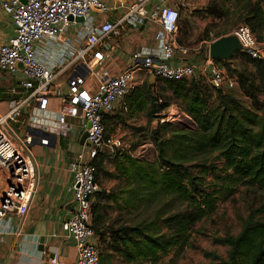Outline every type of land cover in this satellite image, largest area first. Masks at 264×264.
<instances>
[{"label":"built area","instance_id":"obj_1","mask_svg":"<svg viewBox=\"0 0 264 264\" xmlns=\"http://www.w3.org/2000/svg\"><path fill=\"white\" fill-rule=\"evenodd\" d=\"M109 2L116 3V10L120 7V0H1L14 33L0 43V72L10 74L16 81L0 87V171L5 177L0 195V223L10 212L23 217L37 189L38 160L32 148L34 143L45 144L52 138L31 129L52 133L56 138L66 131L68 119L78 120L80 134L86 131L87 137L67 163L73 178L74 205L73 214L64 225V236L72 238L77 248V257L69 264H99L91 220L92 202L100 187L91 160L100 153L112 157L130 148L122 135L106 133L104 115L112 113L139 83L136 75L139 71L158 79L178 81L192 77L195 69L188 61L189 48L178 44L175 37L180 19L178 7L163 3L161 8L147 11L145 0H138L113 20L105 17L112 11ZM77 17H83V22L75 21ZM143 18L159 24L154 34L155 48H142L133 54L135 63L120 73L100 78L94 71L95 64L100 62L95 46L108 47L111 37L126 26L142 24ZM231 33L243 51L264 60V45L246 24L238 25ZM176 57L181 58L178 64L168 63ZM212 60L207 53V78L218 85L224 76ZM19 62L23 68L17 67ZM68 68V93L61 94L54 82ZM201 70L206 72L205 68ZM90 72L96 78L94 92L86 87ZM54 97L60 99L57 110L52 109ZM24 113L27 118L20 120ZM168 117H161L160 122ZM146 145L143 143L140 150ZM50 261L58 263L56 256Z\"/></svg>","mask_w":264,"mask_h":264},{"label":"trees","instance_id":"obj_2","mask_svg":"<svg viewBox=\"0 0 264 264\" xmlns=\"http://www.w3.org/2000/svg\"><path fill=\"white\" fill-rule=\"evenodd\" d=\"M219 2H209L205 9L194 10L192 13L201 10L202 15L207 13L218 18L227 16L224 4ZM250 13L256 18V24L262 21L258 6ZM249 24L255 30L254 24ZM236 58L241 60L242 69L233 68L230 71L236 76L244 95L250 99L249 107L220 88L216 89L218 103L210 104L207 98L197 96L200 90L196 77H192L188 84L191 90L186 88V79L164 80L176 95L186 101V110L196 128L173 130L166 134L169 124L162 123L153 131L157 140L155 161L151 163L129 159L128 178L134 183L127 190L129 205L136 209L142 205L152 207L158 201L166 203L167 200L177 198L183 206L177 210L156 213L155 219L146 229L141 222L104 225L98 205L105 198L115 200V197L98 191L92 202L91 227L99 244L107 243L127 260L137 262L138 259H152L154 263L171 248L184 247L192 226L215 208V191H209L203 183L204 175L216 168L211 163L207 164L208 157L213 153H217V159H221L228 178L234 179L235 183L264 190V60L252 57L245 51H238L230 60L215 61H220L229 69L230 63ZM155 84L147 81V93L143 95L150 103V114L160 112L166 105V102H158L150 94ZM130 92L124 100L129 107L135 104L138 106L143 93L137 88ZM108 115L103 117L104 127ZM119 155L115 154L114 157ZM104 160L103 153L91 160L96 167V177L103 168ZM192 162L194 164H190ZM191 167H196L198 172L193 173ZM217 241L228 246L227 257L206 253L211 257L212 264H264V221L255 218L253 213L244 219L237 235H226ZM105 253V249H99V264H110L109 254Z\"/></svg>","mask_w":264,"mask_h":264},{"label":"rangeland","instance_id":"obj_3","mask_svg":"<svg viewBox=\"0 0 264 264\" xmlns=\"http://www.w3.org/2000/svg\"><path fill=\"white\" fill-rule=\"evenodd\" d=\"M219 3L224 4L223 9L227 10V16L205 21L204 26L199 25L195 21L189 22L190 19L187 18L188 14L187 16L183 14L180 17L175 37L179 44L189 48V55L191 57L194 56L196 58L197 56H201L206 59L208 45L211 40L221 34L231 33L240 24H246L254 34L256 40L264 45V0H220ZM253 6H258L261 11L262 21L259 24H256V18H253L252 13H250L255 8ZM193 15L200 18L202 22L201 10L193 13ZM249 23L254 24L255 30L252 29ZM187 27H189L188 30L186 29ZM212 62L222 70L223 81L218 85H213L208 81L206 75L199 76L197 87L200 90V94L197 96L200 98L205 97L210 104L216 105L218 103L216 89L220 88L224 92L233 94L244 106L249 107L251 105L250 99L244 95L236 76L232 75L233 72L230 71L233 68H237V70L242 69L241 60L239 58L234 59L230 63L231 67L229 69L220 61H215L214 59ZM192 77L186 79V88L188 90H191V86L188 84ZM148 80V76L143 74V82L138 83L134 87L140 90L141 94L143 93L138 106L135 104L133 107H128L126 112L120 110V107L117 106L112 112L119 114L118 119L120 121L113 127L106 124V133L109 132V127L111 130L114 129L112 134L122 135V137L128 140L130 148L118 157L108 158L100 174L109 176L111 173H115L116 175L125 174L128 176L129 159L154 162L157 153V140L153 131L158 129V126L162 123L169 124L166 134H169L173 130H194L196 128L194 120L186 110V101L176 95L162 79H156V84L150 89V94L153 96V99L157 98L158 100V98H161L163 102H166V105L160 111L161 114H150L148 111L150 103L143 96L147 93L146 82ZM154 80L151 79V82L154 83ZM86 85L93 90L96 88V80L91 73L86 78ZM169 113L171 114L170 116ZM161 117H168V119L160 122ZM23 118L24 115L20 116L19 119L23 120ZM143 143L147 144L146 148L140 150V146ZM208 158L209 162L207 164L211 163L216 168L214 171L209 170L204 175L203 183L208 186L209 191H215L214 210L192 226L188 241L184 247L171 248L166 254L157 259L155 263L152 259H140L141 263L134 264H212L211 257H208L206 253L215 254L221 258L227 257L228 246L218 242L217 239L226 235H237L242 228L244 219L250 213H253L255 218L264 221V190H260L254 186L238 184L235 183L234 179L228 178V172H225L221 159H217V153L211 154ZM190 164H194V162ZM108 166L114 167V169L107 171L108 169L106 168ZM190 170L193 173L198 172L196 167H191ZM131 184L133 185L134 183ZM127 190L124 196L119 197V202L115 198V200L109 203L105 198L98 205L99 213L104 219V225H112L113 223L115 226H119L141 222L143 228L146 229L150 226L149 223L155 219L156 213L165 212L169 209L172 211L177 210L183 206L181 200L175 198L172 201H165L166 203L158 201L152 207H149L150 205H142L136 209L127 202ZM163 231L166 232L164 226ZM102 248L106 250L105 254L113 257L120 255L118 251L112 249L107 243H101L100 251ZM122 261L123 259H117L116 263L123 264Z\"/></svg>","mask_w":264,"mask_h":264},{"label":"crops","instance_id":"obj_4","mask_svg":"<svg viewBox=\"0 0 264 264\" xmlns=\"http://www.w3.org/2000/svg\"><path fill=\"white\" fill-rule=\"evenodd\" d=\"M212 1L220 0H183V2L180 0H145V8L147 10V7H149V11H153L160 4H170L179 8L181 16L183 14L187 16L188 14L187 18L190 19L189 22L195 21L199 25L204 26L205 21L216 20L218 17L203 13L201 22L200 18L194 16L192 12L194 10L205 9L207 4ZM137 2L138 0H120V7L117 10L114 9L116 3L109 2L112 6V11L105 15V17L117 20L130 7L135 6ZM140 25L136 27L126 26L124 31L108 40V47L95 46L94 52L100 57V62L95 64L94 71L100 78L120 73L129 65L135 63L133 54L142 50V48H155L154 34L158 30L159 24L152 20H147L143 29H141ZM186 29L188 30L189 27ZM13 30L12 20L3 11L0 0V43L6 42L13 35ZM227 34H230V32L221 34L218 37ZM189 57L188 61L192 62L195 68L193 77L208 76V67L205 59L201 56L195 58L189 55ZM180 60L181 58L176 57L168 63L176 65ZM202 68H205L206 72H203ZM90 73L94 76L92 72ZM143 74L146 73L139 71L136 74L139 83L143 82ZM0 75L2 76L0 78V87L16 81L8 73L0 72ZM69 75L70 68L61 73L54 82V85L61 94L68 93L66 80ZM146 75L149 78V83H153L151 79H155L154 82L158 79L155 76ZM86 87L90 89L87 85ZM91 90L93 91V89ZM51 102L53 104L52 109L57 110L60 99L54 97L51 99ZM119 107L120 110L126 112L129 105L123 99ZM23 115L26 119L27 115L25 113ZM108 116L105 118L107 125L109 124L108 126L113 127L119 123L118 113H109ZM67 123L68 127L66 131L56 135L55 139H51L45 144L34 143L33 145L32 149L38 160L36 169L38 175L37 189L31 198L28 211L23 217L10 212L0 223V264H53L50 261L53 256L57 257L58 263L56 264H69L77 257V248L74 240L64 236V225L72 216L74 205L73 178L71 173L68 172L67 163L73 152L79 149L77 138L82 133L80 134L78 120L70 118ZM109 128L107 134L116 135L112 134L114 129L111 130ZM103 154H105V164L106 160L111 157L107 153ZM109 167L111 166L106 168L108 169L107 171L114 169V167ZM4 181L5 177L2 171H0V195L4 187ZM97 181L100 187L99 191L112 195L118 202L120 201L119 197L124 196L125 191L131 187V180L125 174L116 175L115 173H111L108 176L99 172ZM112 201L108 200L109 203ZM40 240H42V243H40ZM94 240L100 249L96 234ZM40 244L42 246L41 249L39 248ZM109 258L110 264H119L116 263L117 259H123V264L142 262L140 259L137 262L127 260L120 255L117 257L109 255Z\"/></svg>","mask_w":264,"mask_h":264},{"label":"water","instance_id":"obj_5","mask_svg":"<svg viewBox=\"0 0 264 264\" xmlns=\"http://www.w3.org/2000/svg\"><path fill=\"white\" fill-rule=\"evenodd\" d=\"M163 5L160 4L158 7L161 8ZM149 7H147V11H149ZM69 19H72L69 17ZM75 21L82 23L83 22V17H77L75 18ZM147 23V18H143L141 29L145 26ZM237 51H243V47L238 41L237 37L230 33L227 35H223L218 37L217 39L213 40L212 42L209 43L208 45V54L211 59L215 60H230L234 53ZM18 68H23L22 64L19 62L17 63ZM34 133L44 136V137H50L52 139H55V135L49 132H44L40 129H31ZM87 137V132L83 131L79 143L82 144ZM40 243H42V240H40ZM39 248L41 249L42 246L40 244Z\"/></svg>","mask_w":264,"mask_h":264}]
</instances>
